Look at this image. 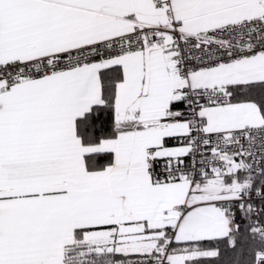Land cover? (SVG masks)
Masks as SVG:
<instances>
[{
	"label": "snow or ice",
	"instance_id": "6c2138e0",
	"mask_svg": "<svg viewBox=\"0 0 264 264\" xmlns=\"http://www.w3.org/2000/svg\"><path fill=\"white\" fill-rule=\"evenodd\" d=\"M0 264H264V0H0Z\"/></svg>",
	"mask_w": 264,
	"mask_h": 264
}]
</instances>
